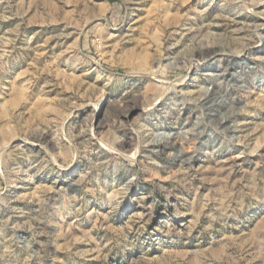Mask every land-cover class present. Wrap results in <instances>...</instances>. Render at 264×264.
<instances>
[{
    "label": "rangeland",
    "instance_id": "obj_1",
    "mask_svg": "<svg viewBox=\"0 0 264 264\" xmlns=\"http://www.w3.org/2000/svg\"><path fill=\"white\" fill-rule=\"evenodd\" d=\"M0 264H264V0H0Z\"/></svg>",
    "mask_w": 264,
    "mask_h": 264
}]
</instances>
